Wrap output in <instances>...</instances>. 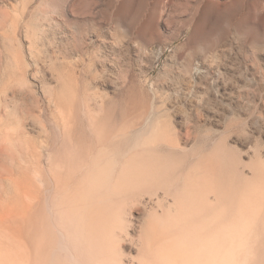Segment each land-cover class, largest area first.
Segmentation results:
<instances>
[{"label": "rangeland", "instance_id": "374dc122", "mask_svg": "<svg viewBox=\"0 0 264 264\" xmlns=\"http://www.w3.org/2000/svg\"><path fill=\"white\" fill-rule=\"evenodd\" d=\"M54 201L107 264L199 242L264 264V0H0L2 262L48 264Z\"/></svg>", "mask_w": 264, "mask_h": 264}, {"label": "bare ground", "instance_id": "6f19581e", "mask_svg": "<svg viewBox=\"0 0 264 264\" xmlns=\"http://www.w3.org/2000/svg\"><path fill=\"white\" fill-rule=\"evenodd\" d=\"M53 27V26H52ZM57 142V141H56ZM156 157H158L157 159L159 160V156H156ZM156 157H154V159L156 158ZM161 160H162V158H161ZM161 160H159V161H161ZM154 161V160H153ZM158 161V162H159ZM163 161H164V159H163ZM130 162V161H129ZM138 162V161H137ZM157 162V161H156ZM139 163V162H138ZM161 163V162H160ZM162 163H164V162H162ZM120 164V163H119ZM126 164V163H125ZM124 164V165H125ZM132 164V163H131ZM140 164H142V163H140ZM139 164V165H140ZM155 163H153V165H154ZM167 164V163H166ZM169 164V163H168ZM123 165V166H124ZM147 165V164H146ZM156 165H157V163H156ZM155 165V166H156ZM98 166V165H97ZM96 166V167H97ZM130 166V165H129ZM136 166V165H135ZM152 166V165H151ZM163 166V165H162ZM161 166V167H162ZM124 167H126V166H124ZM131 167H132V165H131ZM130 167V168H131ZM138 167V166H137ZM150 167V166H149ZM160 167V166H159ZM108 168V167H107ZM119 168H120V166H119ZM156 168V167H155ZM134 169V168H133ZM142 169V168H141ZM140 169V170H141ZM149 169V168H148ZM150 169H152L151 167H150ZM160 169V168H159ZM126 170H128V168L126 169ZM162 170H163V168H162ZM161 170V171H162ZM198 170V169H197ZM99 171L100 170H98V172L97 173H95L96 174V176H97V174L99 173ZM119 171V170H118ZM154 171V170H153ZM215 171V170H214ZM221 171V170H220ZM95 172V171H94ZM126 172V171H125ZM128 172V171H127ZM133 172V171H132ZM166 172V171H165ZM210 172H212V171H210ZM223 171H221V173H222ZM101 173V172H100ZM100 173H99V176H100ZM107 173V172H106ZM149 173H152V172H149ZM160 172H158V174H159ZM195 173H196V171H195ZM194 172H193V175L195 174ZM219 173V172H218ZM94 173L92 172V175H93ZM104 174H105V172H104ZM103 174V175H104ZM129 174V173H128ZM190 174H191V176H192V172H190ZM190 174H189V176H190ZM197 174H198V176H199V172H197ZM196 174V175H197ZM203 174V173H202ZM91 175V176H92ZM130 175H132V174H130ZM164 175V174H163ZM196 175L194 176V178L196 177ZM205 175H207V174H205ZM126 176V175H125ZM138 176V175H137ZM145 176V175H144ZM188 176V175H187ZM202 176V175H201ZM222 176V175H221ZM223 176H225L226 177V175H223ZM57 177H58V175H57ZM101 177V179H99V180H102V177L103 176H100ZM100 177H97V178H100ZM118 177V176H117ZM131 177V179H132V176H130ZM134 177V176H133ZM156 177V176H155ZM200 177V176H199ZM198 177V178H199ZM206 176H204V178H205ZM207 177H208V175H207ZM212 177V176H211ZM121 178H123V174H122V177ZM136 178V177H135ZM186 178V177H185ZM191 178V177H190ZM197 178V179H198ZM203 177H202V179H204ZM209 178V177H208ZM53 179V178H52ZM55 179V178H54ZM53 179V180H54ZM59 182L58 183H60V180H59V178H56ZM55 179V180H56ZM91 179H93V178H91ZM125 179H126V177H125ZM130 179V178H129ZM129 179H126V180H129ZM138 179H140V178H138ZM165 179V178H164ZM183 179H184V177H183ZM192 180H193V178H191ZM197 179H195V180H197ZM206 179V178H205ZM210 179V178H209ZM208 179V181L210 182V180ZM227 179V178H226ZM231 179V178H230ZM230 179H227L228 181L230 180ZM233 179V178H232ZM241 179V178H240ZM118 180V179H117ZM120 180V179H119ZM118 180V181H119ZM123 180V179H122ZM133 180V179H132ZM150 180V179H149ZM171 180V179H170ZM200 180V179H199ZM199 180H198V182H197V184L196 183H194V184H196L197 185V188L195 187V185L193 186H186L187 188L186 189H184V190H182V191H185L186 190V194L188 195L189 193H190V191H192L193 193H194V197L196 198V200L198 199V202L199 203H196V204H198V207H200L202 204H203V202H205V201H203V197H197V193H196V189L198 190V194L200 193V189H202V185H201V182H199ZM145 181V180H144ZM186 181V180H185ZM189 181L190 182H193V181H191L189 178H188V183H189ZM201 181H203V180H201ZM96 182H97V180H96ZM100 183H101V181H99ZM114 182V181H113ZM121 182V180L119 181V182H117V184H116V182L114 183V187L115 186H119V184L118 183H120ZM123 182H124V180H123ZM123 182H121L122 184H123ZM130 182H131V180H130ZM183 182V181H182ZM181 182V183H182ZM195 182V181H194ZM217 182V181H216ZM221 182V181H220ZM230 182V181H229ZM58 183H56V185H58ZM132 183V182H131ZM133 183H134V181H133ZM132 183V184H133ZM153 183V182H152ZM205 183H207V180L205 181ZM72 184V183H71ZM124 184H126L127 185V183H125L124 182ZM146 184V183H145ZM164 184V183H163ZM185 184H187V182L185 183ZM185 184H184V186H185ZM219 184V183H218ZM61 185V184H60ZM206 185V184H205ZM62 186V185H61ZM67 186V185H66ZM64 187V186H62L63 187V189L61 188L60 189V191L62 190V193L60 192L59 194L60 195H62L63 193H64V196L66 195V194H70V192H68V191H66V189L65 188H67V187ZM69 186V185H68ZM71 186V185H70ZM73 186V185H72ZM111 186V185H110ZM117 186V187H118ZM121 186V185H120ZM124 185H122V187H123ZM216 186H218L217 184H216ZM57 187V189H59V186H56ZM76 187V186H75ZM78 187V186H77ZM148 187H151V186H148ZM171 187V186H170ZM201 187V188H200ZM208 187H209V190L211 189L210 188V185H208ZM213 187H215V185L213 186ZM55 188V187H54ZM72 188V187H71ZM116 188V187H115ZM114 188V189H115ZM121 188V187H120ZM165 188V187H164ZM203 188H206V186L204 187L203 186ZM237 188V187H236ZM56 189V190H57ZM65 189V190H64ZM68 189H70V188H68ZM76 188H74L73 187V190H72V192L75 190ZM79 189V188H78ZM96 188H94V190H95ZM117 189V188H116ZM171 189V188H170ZM182 189V188H181ZM193 189V190H192ZM55 190V189H54ZM55 190V191H56ZM63 190L64 191H66V192H63ZM85 190H86V188H85ZM208 190V189H207ZM208 190V191H209ZM215 190H216V187H215ZM218 190V189H217ZM224 190H225V188H224ZM223 190V191H224ZM157 191V190H156ZM156 191H155V193H156ZM203 191H204V189H203ZM207 191V192H208ZM239 191V190H238ZM54 192V191H53ZM68 192V193H67ZM77 193V189L74 191V193ZM120 192V191H119ZM171 192V191H170ZM207 192L205 191V195H206V197H208L207 195L210 193V191H209V193L207 194ZM74 193H72V194H74ZM116 193V192H115ZM162 193V192H161ZM160 193V194H161ZM179 194H180V196H181V193L180 192H178ZM184 193V192H183ZM217 193H219V191H217ZM233 193V192H232ZM55 194H56V192H55ZM55 194H52L53 195V197L52 198H56V196L58 195H56L55 196ZM72 194H71V196H72ZM154 194V193H153ZM163 194V193H162ZM179 194H178V196H179ZM222 194V193H221ZM79 195V194H78ZM149 195V194H148ZM164 195H166L165 193H164ZM235 195V194H234ZM55 196V197H54ZM67 196V198L69 199V196L68 195H66ZM75 196H77V194L75 195ZM150 196H152V195H150ZM150 196H148V197H150ZM154 196V195H153ZM152 196V197H153ZM184 196H185V194H184ZM199 196V195H198ZM218 196H221V195H218ZM63 197V196H62ZM79 197V196H78ZM78 197H76V198H78ZM155 197V196H154ZM165 197V198H164ZM164 197H161V199H166V196H164ZM217 197V196H216ZM51 198V200L53 201L54 199H52ZM58 198H61L60 196L58 197ZM64 198V197H63ZM63 198H62V200H61V202L63 203ZM67 198H66V201H71V199L70 200H67ZM71 198V197H70ZM72 198H74V196L72 197ZM190 199H191V197H189ZM57 199V198H56ZM101 199V198H100ZM99 199V200H100ZM140 199H142V198H140ZM143 199H145V198H143ZM147 199V198H146ZM150 199H152V198H150ZM155 199V198H154ZM164 199L162 200V201H164ZM169 199V198H168ZM219 199V198H218ZM50 200V199H49ZM58 200V199H57ZM75 200V199H74ZM72 201L71 202V204H69V205H71L72 207H74L75 205V203L74 202H76L77 203V199L75 200V201ZM158 200V199H157ZM156 200V201H157ZM185 200V199H184ZM195 200V199H194ZM195 200V201H196ZM60 201V200H59ZM59 201H57V202H59ZM64 201H65V199H64ZM66 201L64 202V204H63V206L64 205H67L68 204V202H67V204H66ZM143 201V200H142ZM145 201V200H144ZM149 201V200H148ZM153 201V200H152ZM155 201V200H154ZM208 201V200H207ZM55 202V201H54ZM61 202H59L58 204H57V206L55 205H53V207H60L61 205H62V203ZM157 202H159V201H157ZM156 202V204H158ZM184 202V201H183ZM217 202V201H216ZM160 203V202H159ZM188 203H190V202H188ZM61 204V205H60ZM73 204V205H72ZM147 204H149V203H147ZM167 204V203H166ZM165 204V205H166ZM171 204V203H170ZM208 203H206L205 205H207ZM214 204V203H213ZM122 205V204H121ZM146 205V204H145ZM151 205V204H150ZM164 205V203H163V206H165ZM176 205V204H175ZM186 206V204L184 205V209L186 208L185 207ZM194 206V205H193ZM210 206V205H209ZM52 207V208H53ZM58 207V209H60ZM66 207V208H65ZM64 208L65 209H67V206H65ZM84 207V206H83ZM118 207V206H117ZM148 207V206H147ZM153 207V206H152ZM167 207H169V208H171V210H172V206L170 207V205H168ZM181 207H182V205H181ZM212 207V206H211ZM63 207H61V209H62ZM63 208V209H64ZM76 208V207H75ZM74 208V209H75ZM114 208V207H113ZM118 208H120V207H118ZM118 208H117V210H118ZM159 208V207H158ZM169 208H167V210L166 211H169ZM205 208V207H204ZM57 208L54 210V209H52V210H54L53 212H54V217H53V219L55 220H52V221H54V224L52 225V227H54V228H51V230H53L52 232H53V234L55 235V238H51V240H53V239H55V240H53L52 242L50 241V243H52V244H48L49 245V249H50V251L48 250V252H50L51 253V255H52V257H51V259H49V260H47L46 258V254L48 253H46L45 251H47V250H44V252H45V254H42L44 257H46L45 259H44V257H42L45 261L47 260L48 261V264H107L106 263V261H105V257H107L106 255L104 256V258H101L102 257V255H103V253L105 252L104 250V245L108 242H106L105 244L103 243L104 242V239H103V236H101L100 234H102L100 231L102 230V229H100V231H99V229H98V227H97V230L99 231V233H98V235H97V233H95V232H97L96 230H95V232L93 233V230H92V235H90V237H86L85 236V238L83 237L82 238V235H80V234H82L81 233V231H82V228H81V231H77V226L76 227H74L73 226V224L72 223H70L69 221H71V219L73 218V215H71V213H73L74 214V212H69L68 210H65V213L63 212V211H61V210H58ZM74 209H72V211H74ZM80 209H82L81 207H80ZM147 209V208H146ZM156 209V208H155ZM154 209V210H155ZM175 209V208H174ZM177 209V208H176ZM190 209V208H189ZM188 209V210H189ZM79 210V209H78ZM153 210V211H154ZM157 210H159V209H157ZM192 210V209H191ZM196 210V209H195ZM194 210V211H195ZM199 210V212H200V208L198 209ZM202 210H204V209H202ZM66 211H67V213H70V214H66ZM71 211V210H70ZM75 211H76V209H75ZM80 211V210H79ZM197 211V210H196ZM78 211H76L75 213H77ZM150 212V211H149ZM174 212V211H173ZM173 212H171V213H173ZM182 212H183V210H182ZM193 212V211H192ZM198 212V213H199ZM104 213V212H103ZM116 213V212H115ZM153 212H151L150 214H152ZM154 213H157V211L156 212H154ZM170 213V212H169ZM168 213V214H169ZM84 214V213H83ZM82 214V215H83ZM105 214V213H104ZM110 214V213H109ZM184 214H185V212H184ZM188 214H189V212H188ZM192 214V213H191ZM200 214V213H199ZM208 214V213H207ZM224 214V213H223ZM69 215H70V217H69ZM75 215V214H74ZM103 215V214H102ZM106 215V214H105ZM153 215H157V214H152L151 216H153ZM170 215V214H169ZM168 215V216H169ZM181 215V214H180ZM201 215V214H200ZM71 216H72V218H71ZM158 216H160V213L158 214ZM161 216H162V214H161ZM161 216L159 217V218H161ZM164 216H165V214H164ZM167 216V215H166ZM170 216H172V215H170ZM185 216V215H184ZM183 216V217H184ZM222 216V215H221ZM77 217V216H76ZM153 217H155V216H153ZM187 217H189V216H187ZM206 217V216H205ZM224 217V216H223ZM107 218V217H106ZM105 218V219H106ZM152 217H150V215H149V220L148 221H150L149 223H151L153 220H154V218H153V220L151 221L150 219H151ZM155 218H157V220H158V217L156 216ZM170 217H168L167 219L170 221V219H169ZM182 218V217H181ZM186 218V217H185ZM193 218V217H192ZM101 219V218H100ZM167 219H165V221H167V222H169ZM180 219V218H179ZM208 219H210V217L208 218ZM217 219V218H216ZM250 219V218H249ZM77 220V219H76ZM103 221H106V220H104V219H102ZM101 220V221H102ZM113 220H115L116 221V219H113ZM238 220V219H237ZM247 220V219H246ZM80 220H78V222H79ZM148 221H145V225H147V224H149V223H147ZM196 221V220H195ZM245 221V220H244ZM251 221V220H250ZM77 222V223H78ZM85 222H87V221H85ZM154 222L156 223V220H154ZM153 222V223H154ZM181 222H183V220H181ZM214 222V221H213ZM217 222V221H216ZM240 222H241V220H240ZM248 222V221H247ZM109 223V221L107 222L106 221V225ZM122 223V222H121ZM184 223H185V221H184ZM183 223V224H184ZM193 223V222H192ZM206 223V222H205ZM204 223V224H205ZM95 224V223H94ZM93 224V225H94ZM99 224V223H98ZM109 224H111V223H109ZM108 224V225H109ZM152 224V223H151ZM180 224V223H179ZM187 224V223H186ZM195 224V223H194ZM193 224V225H194ZM197 224V223H196ZM213 224V223H212ZM103 225V224H102ZM105 225V224H104ZM105 225V226H106ZM112 225V224H111ZM114 225V224H113ZM113 225H112V227H113ZM118 225V224H117ZM185 225V224H184ZM192 225V226H193ZM208 225V224H207ZM121 226V225H120ZM119 226V227H120ZM148 226V225H147ZM182 226V225H181ZM189 226V225H188ZM191 226V225H190ZM84 227V226H83ZM110 227V226H109ZM146 227V226H145ZM152 227H154V226H152ZM197 227V226H196ZM208 227V226H207ZM235 227V226H234ZM241 227V226H240ZM103 228V227H102ZM105 228V227H104ZM114 228V227H113ZM126 228V227H125ZM148 229H149V227H147ZM158 228V227H157ZM246 228V227H245ZM244 228V229H245ZM106 229H108V228H106ZM143 229V228H142ZM183 229V228H182ZM187 229V228H186ZM191 229V228H190ZM200 229V228H199ZM243 229V228H242ZM243 229V232L245 231ZM75 230L77 231V233L75 232ZM86 230V229H85ZM111 230V228L108 230V231H110ZM114 230V229H113ZM125 230V229H124ZM154 230H157V229H154ZM185 230V229H184ZM192 230V229H191ZM204 230V229H203ZM205 230H206V227H205ZM107 231V230H106ZM116 231H117V229H116ZM119 231H122V230H119ZM127 230H125V231H123L122 232V234L123 233H125ZM190 231V230H189ZM195 231H197V230H195ZM194 231V232H195ZM143 232V231H142ZM146 232H147V230H146ZM184 232H187V231H184ZM202 232V231H201ZM106 233V232H105ZM111 233V232H110ZM116 233V232H115ZM183 233V232H182ZM198 233V232H197ZM208 233V232H207ZM219 233V232H218ZM53 234H52V236H53ZM108 234V232L106 233V235ZM121 234V233H120ZM119 234V235H120ZM122 234H121V236H122ZM153 234H154V232H153ZM187 234H188V232H187ZM186 234V235H187ZM236 234V233H235ZM234 234V235H235ZM87 235L89 236V233L87 232ZM104 235V234H103ZM110 235V234H109ZM117 235V234H116ZM125 235V234H124ZM129 235V234H128ZM145 235H146V233H145ZM144 235V236H145ZM147 235H150L149 233L147 234ZM168 235V234H167ZM182 235V234H181ZM216 235H218V234H216ZM222 235V234H221ZM95 236H96V241L97 242H95L94 241V238H95ZM118 236V235H117ZM127 236V235H126ZM183 236V235H182ZM120 237V236H119ZM123 237V236H122ZM146 237V236H145ZM175 237H178V236H175ZM220 237V236H219ZM224 236H221L220 237V239H222ZM240 237V236H239ZM106 238H108L107 236H106ZM105 238V239H106ZM134 238V237H133ZM151 238V237H150ZM191 238H193V237H191ZM199 238V237H198ZM236 238V237H235ZM9 239V238H8ZM44 239H47V238H44ZM83 239V240H82ZM102 239H103V241H102ZM145 239V238H144ZM153 239V238H152ZM170 239V238H169ZM175 239H177V238H174V240ZM178 239H179V237H178ZM186 239V241H187V238H184V240ZM196 239H197V237H196ZM195 239V240H196ZM206 239V238H205ZM227 239V238H226ZM237 239V238H236ZM12 239H10L9 240V242L11 241ZM118 240V239H117ZM120 240V239H119ZM142 240V239H141ZM146 240H148V239H146ZM184 240H183V242H184ZM190 240V239H189ZM188 240V241H189ZM193 240V239H192ZM203 240V239H202ZM207 240V239H206ZM245 239H243V241H244ZM8 241V240H7ZM45 242H48L47 240H44ZM170 241H172V240H168V244L170 245ZM178 241H181V240H178ZM185 241V242H186ZM197 241V240H196ZM230 241V239L228 238V241H227V243ZM239 241H240V238H239ZM95 242V243H94ZM113 242L114 241H112L111 243H112V245H114L113 244ZM143 242V241H142ZM164 242H165V240H164ZM163 242V243H164ZM173 242V241H172ZM182 242V243H183ZM192 242V241H191ZM195 241H193L192 243H194ZM210 242V241H209ZM223 242H225V241H223ZM93 243H94V245H95V247L97 248L95 251H93L95 248H93ZM134 243V242H133ZM175 243V242H174ZM8 244V243H7ZM7 244L6 245H4V247H6L7 246ZM11 244H12V242H11ZM11 244H8V246L9 245H11ZM108 244V243H107ZM116 244V243H115ZM152 244V243H151ZM156 244V243H155ZM165 244H166V242H165ZM187 244V243H186ZM196 244V243H195ZM231 244V243H230ZM13 245L14 244H12L11 246H9L10 247V249L8 248V250H6V254H8L7 252L9 251V250H11L12 249V247H13ZM47 245V246H48ZM120 245V244H119ZM148 245V244H147ZM169 245H168V247H169ZM172 245L174 246V244L172 243ZM178 245H179V242H178ZM238 245H240V243L239 244H237V247H238ZM244 245V244H243ZM254 245V244H253ZM21 246H23V245H21ZM50 246H51V248H50ZM115 246V245H114ZM171 246V245H170ZM206 244H203V243H198V244H196V245H194V247L192 248L191 247V245H190V247L191 248H188V249H184L183 248V250L182 249H179L178 250V248L175 250L174 248V250L173 249H171V250H173V252L172 251H169V250H166L165 249V246H164V248L162 249V247H160L161 249H162V251H160V255H157L158 256V258H162L163 259V261L161 260V261H157V262H159V264H224L225 263V260L221 257V254L223 253H221L220 254V252H219V250H218V246L217 247H214L215 249L213 250L212 249V254H209V252H207L208 251V249L206 248ZM226 246H228V245H226L225 244V248H227ZM235 246V245H234ZM245 246V245H244ZM3 247V246H2ZM0 248L1 250H3V249H5L4 247L3 248ZM15 247V246H14ZM13 247V250L15 249ZM108 247H110V245L108 246ZM112 248H113V246H111ZM118 247V246H117ZM122 247V246H121ZM158 247H159V244H158ZM167 247V246H166ZM189 247V246H188ZM233 247V246H232ZM246 247V246H245ZM252 247V246H251ZM17 248V247H16ZM21 248V247H20ZM19 248V252H21V250H22V253H23V249H20ZM23 248V247H22ZM27 248V247H26ZM93 248V249H92ZM212 248V247H211ZM25 249V248H24ZM45 249H48V248H45ZM116 249V248H115ZM119 249H121V248H119ZM149 249V248H148ZM168 249V248H167ZM109 250V249H108ZM108 250L106 249V251L108 252ZM157 250L158 249H156V250H154V253H155V251L157 252ZM240 250H244V249H242V248H239V250H238V252L240 251ZM264 250V249H263ZM26 251H27V249H26ZM25 251V252H26ZM119 252H120V250H118ZM118 251H116V252H118ZM149 251V250H148ZM224 251V250H223ZM262 251V250H261ZM11 252H12V250H11ZM15 252H18L17 250H15ZM14 252V253H15ZM23 253V254H28V252L27 253ZM43 252V253H44ZM106 252V253H107ZM115 252V251H114ZM243 253H242V256L244 257V251H242ZM246 252H247V250H246ZM251 252V251H250ZM3 254L2 252H0V257H1V255L5 258V256L4 255H6V254ZM42 253V252H41ZM121 253V252H120ZM151 253V252H150ZM159 253V252H158ZM236 253V252H235ZM261 253H263V252H261ZM9 254H10V252H9ZM13 254V253H12ZM11 254V255H12ZM16 254V253H15ZM18 254V253H17ZM20 254V253H19ZM22 254V255H23ZM110 254V253H109ZM148 254V253H147ZM155 254H157V253H155ZM225 254V253H224ZM232 254V253H231ZM233 254H234V252H233ZM118 256H119V254H117ZM154 255V254H153ZM210 255H212L211 257H210ZM257 255V254H256ZM7 256V255H6ZM117 256V257H118ZM151 255H149V257H150ZM156 256V255H155ZM233 256V255H232ZM240 256H241V252H240ZM10 256L8 255L7 256V258H9ZM13 257V258H12ZM12 257H10L11 259H13V260H15L14 258H15V255L13 256L12 255ZM147 257V256H146ZM154 257V256H153ZM254 257V256H253ZM16 258H17V256H16ZM25 257H23V259H24ZM109 258V257H108ZM145 258V257H144ZM230 258V257H229ZM236 258L238 259V256H236ZM240 258L241 257H239V260H240ZM249 258V257H248ZM259 258V257H258ZM11 259H8V260H10L11 261V263L10 264H13L14 262L11 260ZM19 259V258H18ZM17 259V260H18ZM28 259V258H27ZM117 259H120V256H119V258H117ZM130 259V258H129ZM148 259V258H147ZM154 259V258H153ZM243 259V258H242ZM2 260L4 261V260H6L7 261V259H3L2 258ZM2 260H1V258H0V264H3L4 262H2ZM21 260L22 259H19V261L21 262ZM123 260V259H122ZM141 261L143 260V258L142 259H140ZM145 260V259H144ZM239 260H238V263H239ZM18 261V262H19ZM25 261H26V259H25ZM44 261V262H45ZM46 261V262H47ZM112 261V260H111ZM127 261V260H126ZM13 262V263H12ZM27 263H28V261H26ZM26 262H21V263H26ZM38 262V261H37ZM41 261H39V263L38 264H43V263H40ZM119 262V261H118ZM134 262V261H133ZM148 262V261H147ZM151 262H152V259H151ZM155 262V261H154ZM154 262H152V263H154ZM15 263L16 264H18L17 263V261H15ZM31 262H29L28 264H30ZM110 263V262H109ZM120 263V262H119ZM152 263H149V264H152ZM236 263V262H235ZM255 263V261L253 262V264ZM5 264V263H4ZM37 264V263H36ZM45 264V263H44ZM123 264V263H122ZM126 264V263H125ZM138 264H141L140 263V261H139V263ZM155 264V263H154ZM157 264V263H156ZM227 264H228V262H227Z\"/></svg>", "mask_w": 264, "mask_h": 264}]
</instances>
